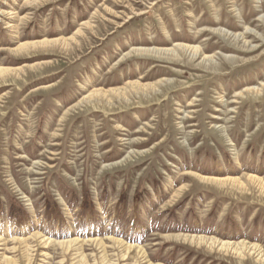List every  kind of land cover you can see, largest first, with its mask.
<instances>
[{
    "label": "rangeland",
    "instance_id": "obj_1",
    "mask_svg": "<svg viewBox=\"0 0 264 264\" xmlns=\"http://www.w3.org/2000/svg\"><path fill=\"white\" fill-rule=\"evenodd\" d=\"M0 9V264H264V0Z\"/></svg>",
    "mask_w": 264,
    "mask_h": 264
},
{
    "label": "bare ground",
    "instance_id": "obj_2",
    "mask_svg": "<svg viewBox=\"0 0 264 264\" xmlns=\"http://www.w3.org/2000/svg\"><path fill=\"white\" fill-rule=\"evenodd\" d=\"M38 1V0H35ZM3 13H12V12H8L7 10H3L0 9V14ZM67 40V39H66ZM58 42H62L63 44L65 43L64 38L63 39H42V40H38V41H32V42H28V43H20L18 46V49H28V48H35L39 45H50V44H55ZM177 48L183 49V50H190L192 51V53L194 54L195 52H197V46H190L187 44H178ZM147 51H151V52H163V53H167V54H177V50L175 47H170V48H157V50H151V49H146ZM199 50V49H198ZM207 57V56H206ZM14 70V68L11 67H5V66H0V76H3L5 74H8L9 72H12ZM140 88H142V84L138 85ZM100 92L95 91L94 94H98ZM105 93V92H102ZM91 95V94H90ZM236 181V180H233ZM240 183V182H239ZM190 238V237H189ZM195 240V239H194ZM197 241L199 242H205L208 243L209 245H216L221 249L224 250H231L232 252H235L237 254H242L244 251L250 252V253H255V256L258 257V259L260 261L264 262V251L257 245H247L246 243L242 242L241 244L237 243V242H230V241H222V240H213L212 238H205V237H197Z\"/></svg>",
    "mask_w": 264,
    "mask_h": 264
}]
</instances>
